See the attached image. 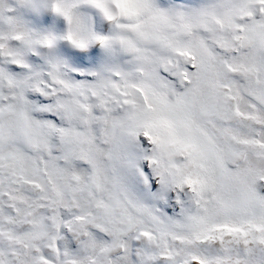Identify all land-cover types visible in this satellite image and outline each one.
Listing matches in <instances>:
<instances>
[{"label":"snow or ice","instance_id":"6c2138e0","mask_svg":"<svg viewBox=\"0 0 264 264\" xmlns=\"http://www.w3.org/2000/svg\"><path fill=\"white\" fill-rule=\"evenodd\" d=\"M0 264H264V0H0Z\"/></svg>","mask_w":264,"mask_h":264}]
</instances>
